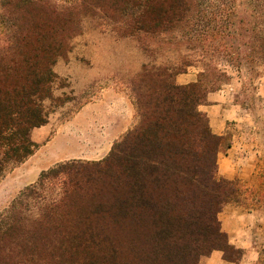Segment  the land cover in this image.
<instances>
[{
    "label": "trees",
    "instance_id": "1",
    "mask_svg": "<svg viewBox=\"0 0 264 264\" xmlns=\"http://www.w3.org/2000/svg\"><path fill=\"white\" fill-rule=\"evenodd\" d=\"M0 0V177L38 149L49 121L54 66L97 21L136 38L155 62L129 89L138 124L95 162L60 163L0 214V264H199L221 251L237 262L218 214L233 185L219 177L224 140L199 110L220 89L216 56L264 66V0ZM163 51L171 64H157ZM203 58L197 81L175 77ZM207 60L208 62H205ZM229 252L240 254L238 258Z\"/></svg>",
    "mask_w": 264,
    "mask_h": 264
},
{
    "label": "rangeland",
    "instance_id": "2",
    "mask_svg": "<svg viewBox=\"0 0 264 264\" xmlns=\"http://www.w3.org/2000/svg\"><path fill=\"white\" fill-rule=\"evenodd\" d=\"M249 1L238 0L239 8L243 13L249 10ZM175 55L172 52L163 51L155 59H157V64H171ZM68 58L75 59V62L79 64L77 66L95 69L97 75L106 76L93 82V85L76 102L77 107L85 99L88 100L91 97L95 90L93 87L101 85L100 81L115 87V89L127 91L133 100L129 89L130 82L142 71L145 63L155 62L151 54L141 48V44L136 38L118 37L110 29H102L99 23L92 19L84 20L82 32L71 40L69 51L58 60L68 63L70 62ZM224 58L221 55L216 56L213 59V65L218 68L219 79H221L219 90L226 91L230 102L235 106L232 108L233 116L225 126L224 140L218 155V168L219 163L223 165L226 156L233 154L234 150L228 149L236 148L239 157L234 165L239 169V175L233 180L226 179L236 182L232 187L234 194L231 195L222 210L226 205H231L248 213L253 218L255 232L253 245L259 252V264H264V66L257 62H244L237 66ZM190 59L194 66L190 67L187 73L190 78L197 81L199 73L202 71L203 65L200 62L203 58L192 54ZM205 62L208 61L205 60ZM66 85L67 82L64 78L55 82L53 100L46 102L49 109L54 110L65 100L72 98L71 94L54 97V88ZM205 104L207 105V103ZM113 146L107 154L99 155L100 159L79 161H100L110 154ZM53 167L45 169L40 166L39 159L34 157L5 172L0 177V214L4 213L27 187L36 185L43 172ZM219 177L224 179L221 175ZM239 255L229 252V256L233 258H238Z\"/></svg>",
    "mask_w": 264,
    "mask_h": 264
},
{
    "label": "crops",
    "instance_id": "3",
    "mask_svg": "<svg viewBox=\"0 0 264 264\" xmlns=\"http://www.w3.org/2000/svg\"><path fill=\"white\" fill-rule=\"evenodd\" d=\"M69 61L62 63L58 60L54 66L58 79L64 78L67 82L64 87L54 88V97L71 94L72 98L54 108L48 123L31 133L39 148L29 159L38 158L40 166L45 169L72 160L100 159L99 155L107 154L113 144L138 123L136 108L128 92L102 81L99 82L101 85L93 87L95 90L91 97L77 107L76 102L93 82L106 76L97 75L95 69L77 66L75 59L70 58ZM176 81L184 85L196 79L184 73L178 75ZM205 103L207 105H201L199 110L207 115L213 133L223 136L235 105L224 90L208 93ZM235 149L229 148L234 150L233 154L226 156L223 165L219 163V175L224 179L233 180L239 175V169L234 165L239 157ZM219 220L229 244L241 251V257L237 262H229L223 252L213 251L203 256L199 264H259V252L253 245V218L237 207L226 205L219 214Z\"/></svg>",
    "mask_w": 264,
    "mask_h": 264
}]
</instances>
